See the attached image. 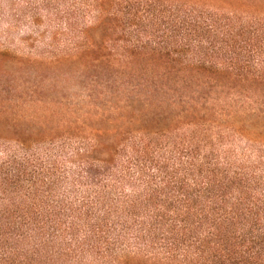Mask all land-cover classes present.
<instances>
[{
	"label": "trees",
	"instance_id": "trees-1",
	"mask_svg": "<svg viewBox=\"0 0 264 264\" xmlns=\"http://www.w3.org/2000/svg\"><path fill=\"white\" fill-rule=\"evenodd\" d=\"M0 264H264V0H0Z\"/></svg>",
	"mask_w": 264,
	"mask_h": 264
}]
</instances>
